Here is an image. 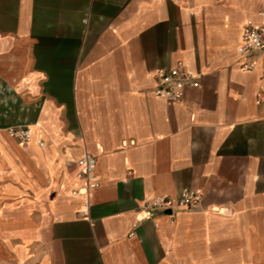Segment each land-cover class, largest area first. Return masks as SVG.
<instances>
[{"label":"crops","instance_id":"crops-1","mask_svg":"<svg viewBox=\"0 0 264 264\" xmlns=\"http://www.w3.org/2000/svg\"><path fill=\"white\" fill-rule=\"evenodd\" d=\"M263 6L0 0V264H264V49L238 51ZM179 60L199 86L172 103L154 73ZM184 188L201 202L142 207Z\"/></svg>","mask_w":264,"mask_h":264},{"label":"built area","instance_id":"built-area-1","mask_svg":"<svg viewBox=\"0 0 264 264\" xmlns=\"http://www.w3.org/2000/svg\"><path fill=\"white\" fill-rule=\"evenodd\" d=\"M260 21H253L247 19L240 35V45L238 51L244 55H250L254 51L264 49V6L258 11ZM255 66L253 59L245 60L241 68L243 70H250ZM155 87L153 92L156 96L168 101L179 102L183 97V89L186 85L192 87L199 86L200 74L192 72L186 68L182 61L170 68H158L154 73ZM8 135L18 141L19 143H27L31 140L33 129L30 125H15L8 128ZM40 146L44 145V141L39 139ZM76 177L84 179L85 199L83 204L88 205L89 196L92 190L99 187V177L95 173L96 161L95 157L89 153L84 154L76 160ZM73 194L77 190H72ZM202 200V191L200 189H187L181 191L179 197H170L165 194H158L156 196L145 198L142 202V207L148 212L152 211H171L174 212L188 206L197 205Z\"/></svg>","mask_w":264,"mask_h":264}]
</instances>
